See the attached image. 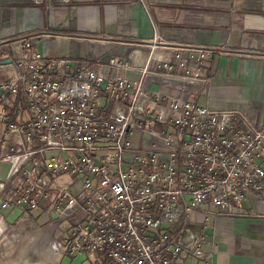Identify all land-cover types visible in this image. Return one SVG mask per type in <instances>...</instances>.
I'll return each mask as SVG.
<instances>
[{
	"label": "built area",
	"instance_id": "2783aa9c",
	"mask_svg": "<svg viewBox=\"0 0 264 264\" xmlns=\"http://www.w3.org/2000/svg\"><path fill=\"white\" fill-rule=\"evenodd\" d=\"M19 41L0 63V238L9 245L18 237L8 213L42 206L49 216L32 249L46 257L206 264L212 251L201 250L189 214L207 203L205 220L248 194L264 205V126L239 108L195 99L210 48L149 43L143 54L135 42L124 57L88 61Z\"/></svg>",
	"mask_w": 264,
	"mask_h": 264
},
{
	"label": "crops",
	"instance_id": "0c3cea01",
	"mask_svg": "<svg viewBox=\"0 0 264 264\" xmlns=\"http://www.w3.org/2000/svg\"><path fill=\"white\" fill-rule=\"evenodd\" d=\"M155 34L166 46L151 42ZM19 38L30 41V51L88 61L124 57L135 42H143L138 44L143 54L149 43L163 51L181 45L210 48L199 72L207 77L205 91L196 101L239 108L254 127L264 126V0H0V60L19 52ZM19 103L18 98L7 102L14 108ZM261 161L264 165V156ZM198 208L188 218L201 231V250L212 251L206 264H264L259 199L248 194L226 212L206 214L205 220L201 210L213 207L204 203ZM8 214L9 222L19 217L14 210ZM27 245L6 263L3 245L0 264H46L41 253L30 250L36 242ZM182 263L205 264L190 257Z\"/></svg>",
	"mask_w": 264,
	"mask_h": 264
},
{
	"label": "rangeland",
	"instance_id": "374dc122",
	"mask_svg": "<svg viewBox=\"0 0 264 264\" xmlns=\"http://www.w3.org/2000/svg\"><path fill=\"white\" fill-rule=\"evenodd\" d=\"M0 52L4 53L1 47ZM65 179L66 175H60L57 177V181L60 183L65 181ZM21 213L22 214L19 215L17 219L7 224L8 228H10V231L16 233L18 237L16 244L11 246L6 241L0 242V250H4L3 245L7 247L6 249H8V257H3L5 258V263L9 261L8 258L10 259V256H13L15 252L23 249V247H26L29 241L33 240L36 242V244L38 243L40 226L49 216L48 213L44 212V207L42 206L22 210ZM27 247H29V245H27ZM40 257L46 259V264H104L105 260L104 256L101 254H98L97 260H94V255L72 256L68 254L59 256V253H55L53 256L48 257L45 256V253H42Z\"/></svg>",
	"mask_w": 264,
	"mask_h": 264
},
{
	"label": "water",
	"instance_id": "95a60500",
	"mask_svg": "<svg viewBox=\"0 0 264 264\" xmlns=\"http://www.w3.org/2000/svg\"><path fill=\"white\" fill-rule=\"evenodd\" d=\"M10 61V59H8V58H3L2 60H0V63H2V62H9Z\"/></svg>",
	"mask_w": 264,
	"mask_h": 264
}]
</instances>
